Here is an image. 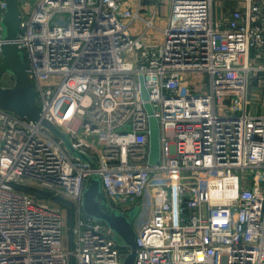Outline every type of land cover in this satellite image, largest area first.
Masks as SVG:
<instances>
[{"label":"built area","instance_id":"built-area-1","mask_svg":"<svg viewBox=\"0 0 264 264\" xmlns=\"http://www.w3.org/2000/svg\"><path fill=\"white\" fill-rule=\"evenodd\" d=\"M243 1L219 21L213 0H17L40 117L94 165L0 106V264H122L128 248L81 209L93 174L110 207H139L133 264H264V114L245 103L264 72L249 59L264 58V0ZM19 184L70 200L71 218Z\"/></svg>","mask_w":264,"mask_h":264},{"label":"water","instance_id":"water-1","mask_svg":"<svg viewBox=\"0 0 264 264\" xmlns=\"http://www.w3.org/2000/svg\"><path fill=\"white\" fill-rule=\"evenodd\" d=\"M20 11L17 7V0H5L3 12L0 15V38L2 42L0 48L2 59L0 61V82L4 75H9L13 79L10 86L0 84V106L12 111L19 116L32 121H40L50 129L53 125L48 124L40 117V109L35 98V92L27 75V64L22 49L17 38L21 27ZM140 89L144 99L149 117V163H156L159 159L160 139L159 123L154 116V110L149 102L148 91L143 83L142 74L139 76ZM83 158L89 160L82 152ZM137 206L132 207L128 213L110 207L106 196L101 191V178L93 174L87 186L83 190L81 209L92 219L99 220L112 229L120 242L128 247V252L122 257V264H133L136 242L134 241V230L131 225V219L138 211Z\"/></svg>","mask_w":264,"mask_h":264},{"label":"crops","instance_id":"crops-1","mask_svg":"<svg viewBox=\"0 0 264 264\" xmlns=\"http://www.w3.org/2000/svg\"><path fill=\"white\" fill-rule=\"evenodd\" d=\"M212 17L215 20L225 21L231 11L237 7L244 6L243 0H213ZM150 6V5H148ZM151 8L147 7L146 14L150 13ZM168 7L167 4L161 5L157 14V18L154 19L156 24L160 27H165L167 24ZM141 23H134L131 27V32L136 34L139 32ZM157 42V40H156ZM249 59L254 64L264 63V58L256 60L254 58V51L250 49ZM247 95H246V109L252 115L264 114V72H260L257 75L249 79L247 83Z\"/></svg>","mask_w":264,"mask_h":264},{"label":"rangeland","instance_id":"rangeland-1","mask_svg":"<svg viewBox=\"0 0 264 264\" xmlns=\"http://www.w3.org/2000/svg\"><path fill=\"white\" fill-rule=\"evenodd\" d=\"M33 2V1H32ZM32 5V3H30ZM25 9H27L26 7H24ZM146 15V14H145ZM13 83V79L12 77H10L9 75H4L3 79L1 80L0 84L2 86H10L11 84ZM51 131L53 133V135L57 138H61L63 140V142L65 143L66 145V148L68 150V152L70 153V155H72L73 157H76L78 156L79 158H81L82 160L86 161L85 158H83L82 154L79 153L80 151H78L77 149H74L72 147V142L70 141V138H69V135L68 133H66L64 130H62L61 128L57 127V126H52L51 128ZM88 162L91 166L94 165V161L92 160H88L86 161ZM18 187L26 190V191H30L31 193H35L37 194L41 199L42 201H47V202H51L52 204H54L56 207H58L59 209H63L64 212L67 211L68 213V216H70L71 218V211L73 210L72 209V205H71V202L70 200L68 199H64V198H53V196L51 195H48L47 191L43 190V191H39L37 192L36 190H33V188H31L30 186L28 185H23V184H19L17 185ZM47 196V197H46ZM48 196L51 198L48 199ZM85 215V214H84ZM87 216V215H86ZM65 232L66 234L68 233V230L70 229L71 226V220H70V223L66 220V225H65ZM114 239L117 241V242H120V240L117 238V236L114 234ZM121 243V242H120ZM123 245V244H122ZM128 248V247H127Z\"/></svg>","mask_w":264,"mask_h":264}]
</instances>
